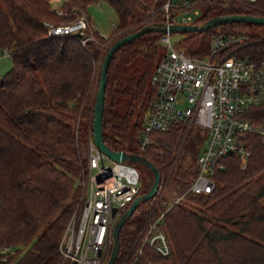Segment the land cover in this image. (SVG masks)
<instances>
[{
    "label": "trees",
    "instance_id": "1",
    "mask_svg": "<svg viewBox=\"0 0 264 264\" xmlns=\"http://www.w3.org/2000/svg\"><path fill=\"white\" fill-rule=\"evenodd\" d=\"M91 1L0 0V50L12 62L0 77V264H69L62 260L60 240L86 174L104 55L116 39L165 18L166 0H105L116 23L103 35L92 29L86 11ZM82 12L92 38L83 42L77 33H48L46 22ZM234 13L264 16V0L207 1L195 22ZM221 29L243 33L244 54L264 57L263 23L226 22L192 31L177 44L188 55H202L211 35ZM160 34L144 32L111 56L102 127L104 142L115 150L125 149L127 134L133 142L134 135L141 136L155 92L150 78L161 56ZM186 126L177 121L155 129L139 148L158 169L165 190L158 199L140 202L124 222L115 264H264V142L252 137L244 167L240 157L225 156L210 192L188 191L169 206L167 186L179 193L187 189L204 139L196 125ZM147 170L149 185L140 193L153 180ZM162 211L170 253L162 255L147 245L138 253L141 227L150 214Z\"/></svg>",
    "mask_w": 264,
    "mask_h": 264
},
{
    "label": "built area",
    "instance_id": "2",
    "mask_svg": "<svg viewBox=\"0 0 264 264\" xmlns=\"http://www.w3.org/2000/svg\"><path fill=\"white\" fill-rule=\"evenodd\" d=\"M207 1L213 0H166L162 4L165 18L160 22L195 23L201 14V5ZM192 9L196 17L188 13ZM46 24L49 34L77 33L83 42L93 36L86 34L91 25L83 12L74 18ZM92 29L101 33L96 26ZM158 40L164 50L151 74L155 92L139 148L144 149L150 141L151 131L166 129L172 122L183 121L187 129L194 124L204 134L195 160L196 174L184 192L179 193L173 187L168 191L173 194L171 206L182 201L188 191L210 192L215 185V172L225 166V156L240 157L244 167L251 154L252 137L257 136L264 142V57L257 59L244 54L245 35L224 29L216 30L210 37L208 51L197 56L188 55L171 39L170 32H161ZM7 54L6 50L2 52ZM138 175L131 163L109 158L90 140L86 174L81 180L84 195L60 240L63 262L104 264L112 242L114 219L140 193ZM164 190L165 185L159 182L154 197L158 199ZM164 212L150 214L146 219L138 234L141 241L138 253L144 245L162 255L170 253L171 246L162 226Z\"/></svg>",
    "mask_w": 264,
    "mask_h": 264
},
{
    "label": "water",
    "instance_id": "3",
    "mask_svg": "<svg viewBox=\"0 0 264 264\" xmlns=\"http://www.w3.org/2000/svg\"><path fill=\"white\" fill-rule=\"evenodd\" d=\"M237 21H245L251 23H263L264 24V16H256L251 14H227V15H214L206 20L195 23H181V22H158L157 24L146 25L139 30L127 34L123 37L116 39L106 51L103 62L100 70V78L99 85L95 95L94 106H93V118H92V140L94 144L104 152L109 158L116 161H137L143 163L147 166L151 172L153 173V180L149 188L138 194L129 204V206L118 216V218L113 223L111 229V239L112 246L110 253L104 262V264H114L117 254L119 251V232L124 224V222L130 217V215L134 212L138 204L142 201H145L149 198L155 196L159 182H160V174L158 169L153 165V163L142 153H136L132 151H128L125 149L115 150L109 147L103 140V127H102V113L104 109V92L105 85L107 81V69L111 59V56L116 51L118 47H120L125 42L137 37L138 35L147 32V31H157V32H172V31H204L209 28H213L215 26L224 24L226 22H237ZM116 208L112 209V214L114 215Z\"/></svg>",
    "mask_w": 264,
    "mask_h": 264
},
{
    "label": "rangeland",
    "instance_id": "4",
    "mask_svg": "<svg viewBox=\"0 0 264 264\" xmlns=\"http://www.w3.org/2000/svg\"><path fill=\"white\" fill-rule=\"evenodd\" d=\"M57 4H58V2L55 1L54 5H57ZM87 13H89V15H90V19H91L92 24L94 26H96L97 29L103 35H108L116 23L115 11H114L113 7L105 0H95V1L93 0V1H91V3L87 7ZM188 13L191 14L192 17H196V13L194 12L193 9L189 10ZM191 32L192 31H189V32L172 31V32H170V36H171V39L176 42ZM163 50H164L163 46H161V53ZM11 65H12V62H11L9 55L8 54L2 55V51L0 50V77L11 67ZM139 137H140V134L134 135L135 141L133 142L129 139V134H127V137L125 139H123L124 140L123 144L125 146V149H130V148L135 149L136 152L139 153L141 151L139 149L138 143H137V140L139 139ZM104 161H108V159H105ZM128 162L131 163L135 167V169L139 172L138 177H139V182L141 184L142 189L146 188L149 185V181H150V177H151L149 171L147 170L148 167L145 166L143 163H140L137 161H128ZM170 189H172L171 185L167 186L166 192H168ZM82 195H84V194L82 193V190H81V194L77 197V201H76V203L72 209L71 215L75 210L78 211V208L81 205ZM166 195H167L169 200L173 199V194L171 192H169ZM117 216L113 222H115V220L117 219ZM111 246H112V242L109 246L108 252L106 253L105 259L107 258V256L110 253Z\"/></svg>",
    "mask_w": 264,
    "mask_h": 264
},
{
    "label": "crops",
    "instance_id": "5",
    "mask_svg": "<svg viewBox=\"0 0 264 264\" xmlns=\"http://www.w3.org/2000/svg\"><path fill=\"white\" fill-rule=\"evenodd\" d=\"M87 11V10H86ZM88 14V16L90 17V15H89V13H87Z\"/></svg>",
    "mask_w": 264,
    "mask_h": 264
}]
</instances>
